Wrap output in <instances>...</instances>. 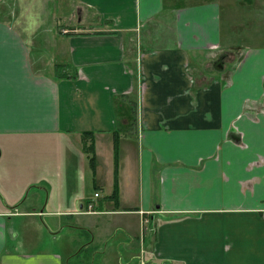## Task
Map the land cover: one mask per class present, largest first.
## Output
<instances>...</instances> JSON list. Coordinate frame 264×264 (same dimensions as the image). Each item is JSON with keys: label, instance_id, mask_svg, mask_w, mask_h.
I'll list each match as a JSON object with an SVG mask.
<instances>
[{"label": "crops", "instance_id": "crops-1", "mask_svg": "<svg viewBox=\"0 0 264 264\" xmlns=\"http://www.w3.org/2000/svg\"><path fill=\"white\" fill-rule=\"evenodd\" d=\"M244 1L76 0L48 72L0 10V264H264V0ZM107 212L128 238L90 252Z\"/></svg>", "mask_w": 264, "mask_h": 264}, {"label": "rangeland", "instance_id": "rangeland-1", "mask_svg": "<svg viewBox=\"0 0 264 264\" xmlns=\"http://www.w3.org/2000/svg\"><path fill=\"white\" fill-rule=\"evenodd\" d=\"M74 2H76V0H0V10L2 11L4 17L11 19L16 23V25L20 26L22 31L30 40L34 52L32 54V60L36 70L48 72V70L52 68L54 63L52 61V54H56L55 50L57 47V45H55V43H57L55 37L60 38L62 35L59 32L58 34L54 33L57 29L58 22L61 25L66 26L77 25V19L75 17L76 9L73 5ZM244 2L246 5H249L248 0H245ZM230 8L228 11H231ZM18 14L21 19L18 18ZM36 20L37 23L35 22ZM248 20L249 18H245L246 22L243 24L242 29L237 27V32L244 34L247 38H250L251 33H253L254 24L252 21L250 22ZM34 25H38L37 29H34ZM28 26L32 27V34L29 32L30 29ZM153 34L155 33L153 32ZM163 34L164 32L162 30L157 33V36L163 38ZM227 58L229 59V57ZM54 61L56 62L55 59ZM218 70L219 71L214 70V73L217 75L222 74L224 71L222 69ZM94 210H98L97 203H95ZM126 216L127 215L117 214L115 212L102 214L99 218V225L94 228V232L97 236L96 244L95 247L91 248L90 252L98 250V248L104 244L105 240L111 236H113L111 241L112 244L115 243V245H118L120 241L121 243L125 242L128 238V234L125 236V233L122 230H118V228H120L123 224L121 219H124ZM140 222V233L137 226V237H135L136 242H139L140 247L138 255H142L141 250H144V233L147 234L148 229L150 228V217L146 216V218H143V216H140L138 225ZM89 232L91 233L90 230ZM87 238L88 236L84 234L82 236L83 242H87ZM111 251L112 246L110 248V252L105 257H101V259H108L112 261L110 264H115ZM87 254L88 251L86 250L81 254L75 255L72 260L73 262L89 261ZM98 257L99 256L97 255L96 260H98ZM136 264H139L138 260Z\"/></svg>", "mask_w": 264, "mask_h": 264}, {"label": "trees", "instance_id": "trees-1", "mask_svg": "<svg viewBox=\"0 0 264 264\" xmlns=\"http://www.w3.org/2000/svg\"><path fill=\"white\" fill-rule=\"evenodd\" d=\"M114 133H115V142H116L115 145H116V150H117L119 133H118V131H116ZM83 134H84V137H86L87 139L90 138L93 135V133H91V132L90 133L89 132H85ZM84 148H86L87 153H89L90 162L93 164V162L95 160V152H94L93 144L92 143H90L89 145L86 144V145H84ZM111 196L113 198H117L118 197V183H117V180L115 181L114 191H113V194Z\"/></svg>", "mask_w": 264, "mask_h": 264}, {"label": "built area", "instance_id": "built-area-1", "mask_svg": "<svg viewBox=\"0 0 264 264\" xmlns=\"http://www.w3.org/2000/svg\"><path fill=\"white\" fill-rule=\"evenodd\" d=\"M99 196V193H95V197ZM88 210L84 211L86 213L94 211L95 203L93 201H90L88 204Z\"/></svg>", "mask_w": 264, "mask_h": 264}, {"label": "water", "instance_id": "water-1", "mask_svg": "<svg viewBox=\"0 0 264 264\" xmlns=\"http://www.w3.org/2000/svg\"><path fill=\"white\" fill-rule=\"evenodd\" d=\"M222 59L223 58H221L219 61H218V63H217V65H215V67H217V68H219V69H223V61H222Z\"/></svg>", "mask_w": 264, "mask_h": 264}]
</instances>
